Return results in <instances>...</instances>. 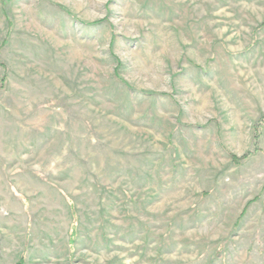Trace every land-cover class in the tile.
Masks as SVG:
<instances>
[{
  "label": "rangeland",
  "instance_id": "rangeland-1",
  "mask_svg": "<svg viewBox=\"0 0 264 264\" xmlns=\"http://www.w3.org/2000/svg\"><path fill=\"white\" fill-rule=\"evenodd\" d=\"M263 23L0 0V264H264Z\"/></svg>",
  "mask_w": 264,
  "mask_h": 264
},
{
  "label": "trees",
  "instance_id": "trees-1",
  "mask_svg": "<svg viewBox=\"0 0 264 264\" xmlns=\"http://www.w3.org/2000/svg\"><path fill=\"white\" fill-rule=\"evenodd\" d=\"M260 26H264V23L263 24H261ZM5 42H6V40L4 39L2 42H1V44H0V49L4 46V44H5ZM0 67H2V69H4V66L2 65V64H0ZM5 70V69H4ZM5 73L6 72H4V74L2 75V77H1V79H0V90H2L3 88H4V86H5V82H6V76H5ZM232 157V160H233V162H234V164H238L239 162H240V158H235L234 156H231ZM243 158H245V157H242V159ZM17 264H23V259L21 258L18 262H17Z\"/></svg>",
  "mask_w": 264,
  "mask_h": 264
}]
</instances>
